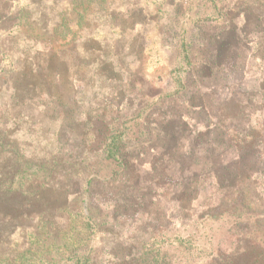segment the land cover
Instances as JSON below:
<instances>
[{"label": "rangeland", "instance_id": "obj_1", "mask_svg": "<svg viewBox=\"0 0 264 264\" xmlns=\"http://www.w3.org/2000/svg\"><path fill=\"white\" fill-rule=\"evenodd\" d=\"M11 5L0 28V66L9 70L15 63L19 76H0V127L12 142L7 148L37 147L45 154L48 142L66 147L77 140L87 114L100 113L107 101L122 107L131 129L124 184H118L123 204L115 205L114 193L102 184L93 198H58L35 168L26 175L22 195L16 187L6 193L0 184V195L7 197L0 208V258L8 250L29 256L38 245L34 234L42 232L38 221L49 227L57 222L55 213H42L68 205L66 212L80 224L100 214L113 219L107 234L85 226L86 234L71 240L92 264H127L162 233L191 246L174 252L179 264H264V93L258 88L264 78V0H14ZM62 21L71 31H56ZM72 35L75 42L69 43ZM27 38L36 41L31 49ZM223 42L227 49L219 54L216 47ZM186 52L192 63L212 71L193 74ZM27 67L31 81L41 78L50 97L46 92L18 98L26 90L20 76ZM229 97L248 105L245 117L226 120L223 127L211 123L205 136L198 135L207 116L197 108L217 115L218 100ZM58 105H66L72 118ZM146 118L152 124L144 136ZM93 124L99 129V122ZM252 127L263 134L251 133ZM249 135L256 140H247ZM10 165L9 159L0 160V172ZM84 190V183L72 187V193ZM235 197L247 217L224 214L225 203ZM62 235L46 242L47 261L33 264H63L67 235Z\"/></svg>", "mask_w": 264, "mask_h": 264}, {"label": "trees", "instance_id": "obj_2", "mask_svg": "<svg viewBox=\"0 0 264 264\" xmlns=\"http://www.w3.org/2000/svg\"><path fill=\"white\" fill-rule=\"evenodd\" d=\"M13 2L14 0H0V28H2V24L6 22L4 20L6 18L8 19L10 14H12L11 4H13ZM66 23L67 22L65 21L60 22V25L58 26L56 31H71L68 24ZM77 24H79V22H77L76 25ZM42 27L43 26H41V29L44 31V28ZM231 33H234L233 29H231ZM61 36L63 37V39H66V36H64V34ZM27 41L30 42V49L36 44L35 40L30 41V39L27 38ZM73 42H75L74 35H72V40L69 43ZM225 44L226 43L223 42L216 47L217 53L221 54L227 49L224 48L227 47V45ZM185 58L186 64L188 67H190V70L193 74L196 73V75H200L205 69H209V71H212L211 68H206L207 66L202 63H192L187 52L185 54ZM261 62L262 61L260 60L257 61L258 67L262 66ZM1 63L2 62H0V65ZM13 65H15V63L10 64L8 68L9 70H4V67L0 66V76H4L5 78L9 76L8 78L10 79H18L19 76L16 72L17 67H13ZM22 72L23 73L21 74L20 79L21 83L25 85L24 88L26 90L23 92L20 91L17 95L18 98L22 101H25V97L29 96L32 100L30 95L34 93L39 94V97L44 96L47 92V89L44 88L41 78L38 79V82L31 81L30 76H32V74L29 72V67L23 69ZM179 82L180 81H178V83ZM258 84H260V87H258L259 91H261V93H264V91H262L263 89H261V87L264 86V78L262 80H258ZM8 87L11 88V85L8 84L7 88ZM2 89L3 87L0 88V96L2 94ZM14 91L15 90L13 88V92ZM46 96L50 97L48 92ZM77 103L78 102H76V104ZM57 107L60 109L61 114L64 113V115L72 118L71 112L66 109V105H58ZM246 107H248L247 104H234L232 98L230 97L228 99L226 98L224 100H218V105L216 107V112L218 113L217 115L215 114V112L213 114H209L207 113L203 105L199 106L196 111H198L199 113H202L204 111L203 115H206L207 119H204L203 123L200 124L201 131L198 135L205 136L209 127L211 126V123H215V126L223 127L226 120H240L241 118L243 119L245 117ZM259 107L261 108V110H263L262 104L259 105ZM118 108L120 109V106L118 104L115 105L107 101L103 104L102 109H98L100 110V113L96 114L95 116H90V113H88L86 122H83L82 132L80 134H77L75 132L77 140L74 142H68V144L66 145V147L71 146V150L63 147V143L53 144L52 142H48L47 144L43 145L45 148H47L45 154H41L39 151H37V147H34L33 150H29L30 152L25 151L24 147L17 146L16 144H13L7 148L6 144L10 145L12 144V142H6V139L9 137V135L6 133L3 127H0V134H2L0 138V147H2L0 149V160L4 161L9 159V161H11V165L7 169L8 172H0L1 186L3 184L4 186H6L5 188L3 186V188L6 189V193H11L14 187H16L18 189V195H22L25 191L24 188L26 185V175H28L29 172L35 168L45 176V179H47V181L44 184L48 185L47 188L55 191L56 195H59L58 198H68V196L71 197L74 195V199L77 200H82L87 196L93 198L92 196H94L95 193L94 188L97 185L99 186L102 184L103 187L109 192L108 194L113 195L114 193L116 201H110L111 203L113 202L115 205L123 204V202H125L123 199L124 197L120 193L122 188H119L118 184H124V181H122L123 178L121 177L124 175L127 169L129 156L126 155L127 151L125 150V145L128 143L127 136L129 134H127V132H129L131 128L127 127L128 123H126L125 121L126 119L123 115L122 107L120 111L118 110ZM261 110L258 111V113H260ZM111 111L112 113L110 114ZM223 111H225L226 113L229 112V114L231 115L227 117V114L225 115L223 113V116L221 115V112ZM141 115L142 114L140 113V116ZM63 119H66V117ZM146 119L147 121H145L144 119L141 124L142 134H144V136L148 135V132H151L149 130V125L152 124L149 118ZM94 121L100 123L99 129L97 130L94 129ZM116 126L120 128L119 131ZM261 130L262 129L252 127L251 133L261 135L263 134ZM256 135H249L246 139L249 141L252 139L251 141H254L256 140ZM239 143L243 144L245 142L241 140ZM80 154H83V157L81 156L82 158L77 157L80 156ZM87 156H90L88 160ZM76 157L79 159H77ZM33 172H35V170ZM48 181L50 182L48 183ZM77 183L85 184V190L83 194L79 193L78 191L72 193V187ZM6 198L7 197L5 195H0V208L2 204L6 202ZM224 206V214L227 217H236V219L247 217L248 210L238 199H236V197L234 198V200H231L228 203L226 202ZM67 209L68 205H65L63 209L59 208L44 211L42 214L55 213L57 215V222H55L54 224L55 227H49V225H46L43 220L38 221V224H43L42 232L37 236L34 234L33 239H35L34 241H36L38 245L31 248L32 252L28 254L29 256H27L28 252H26L24 257H22V255L21 257H17L16 254H14V250H8L6 252L4 251L3 253L6 255V257L5 259L0 258V264H33L34 262L43 263L44 260L47 261L48 259V247L45 246L46 242L49 238L53 237L52 239H57L62 234L67 235V241L65 243L67 255L63 264H92L91 260H93V258L89 254V258H85L86 250H81L79 249V247L73 248L74 244L72 245L71 240L73 238H76V236L81 237L80 235H85V231L87 232L86 228L89 230V232L107 234V227L110 222L113 221V219L107 218L104 215L100 214L97 217L89 216L85 218L84 221H82V224H80V219H76L74 217L71 218L70 212H66ZM0 213H3L2 210L0 211ZM5 214L8 215L10 219H13V217H15L14 215L9 213ZM21 215H23V212H20L16 216V218L21 217ZM214 218H216V216L212 217V219ZM57 223L62 226L61 230L64 229L63 231H60L58 229V226H56ZM14 224L15 226L17 225L16 222ZM77 228H81V230L78 232L76 231ZM21 229L23 228H17V230ZM37 229H41V226H39ZM185 248H191V246L189 244L186 245V242H183L178 237L171 238L170 236L162 233L157 235V237H155L153 240L145 243L140 251L139 256L136 257V259L128 262L127 264H179L181 263V260L179 259V256H176L174 254V252L178 250L177 252L180 254L182 251L188 250ZM27 251H30V248ZM211 263L216 264L213 261ZM220 264L240 263H232L226 261L223 263L222 261L220 262Z\"/></svg>", "mask_w": 264, "mask_h": 264}]
</instances>
